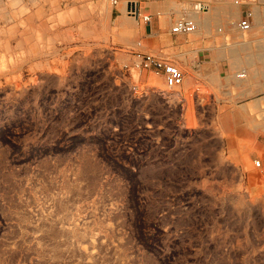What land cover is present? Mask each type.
<instances>
[{"label":"rangeland","instance_id":"rangeland-1","mask_svg":"<svg viewBox=\"0 0 264 264\" xmlns=\"http://www.w3.org/2000/svg\"><path fill=\"white\" fill-rule=\"evenodd\" d=\"M143 1L170 24L206 3L191 37L236 20L231 0H0V264H264V0L224 43L250 71L174 88L117 63Z\"/></svg>","mask_w":264,"mask_h":264},{"label":"crops","instance_id":"crops-1","mask_svg":"<svg viewBox=\"0 0 264 264\" xmlns=\"http://www.w3.org/2000/svg\"><path fill=\"white\" fill-rule=\"evenodd\" d=\"M123 5L125 4L123 3ZM163 5H162V10L160 11L159 13L160 15L158 18L154 16L156 13V9L153 4L143 1V2H140L138 5H136L138 28L136 32H133V34L139 37V40L136 41V42H139V45L135 46L130 52V54L120 53L116 55V60L118 64H120L121 62H126L125 64H123L122 67H126L127 65H130V64L132 65V62L134 60V55H133L134 51L150 53L161 59L169 60L172 63L174 62V64H176L180 68L181 72L183 73V79H182L181 84L177 86L179 87L184 83V79L186 75L189 73L187 69L196 72V75H197V78L195 79L196 82L200 81L202 77H205L210 82H215V81H218L222 75L219 69L215 71L214 66L219 64L220 61H226L229 67L228 68L229 71H228V74L224 76V78L227 81L226 78L232 72L231 65H233L232 61L235 59V56L238 58L240 57L241 60L243 59L242 61L244 62L248 58H251V55L247 53L245 54L244 57H241L240 55L238 56V48L243 47V46H240V45L233 46L232 45V43L236 40V38L233 37L235 34L238 35V34L244 33L246 38L250 39V34L248 33V31L240 32L234 25L228 24L225 31L222 30V27H220L221 32L220 31L216 32V30H213L212 28V33L215 36L196 35V36L191 37L190 33L189 34H172L170 33V25H171L170 23L172 21V16H173L172 11L169 10L168 6H166L165 4ZM259 5L260 3L254 7L255 12H256V8L258 9L260 8ZM236 7L239 10V16L241 12L246 8V6H236ZM180 12H181V8H179L178 12L176 11L175 8L173 9L175 18L179 15ZM145 15H148L150 17L148 21H145L143 19V16ZM205 15L206 14H204V16ZM140 16L142 17V19H140ZM161 16H163V18H161ZM205 18L207 17L205 16ZM124 20H122L121 22H123ZM121 22H119L118 28L120 32H124L123 28H121L120 26ZM254 24H255V17H254L252 26ZM204 27L203 28L200 27V29L207 30L209 28L208 26L207 27L204 26ZM200 29L197 28L196 32H198ZM254 30H251L250 32L254 33L255 32ZM262 33L264 34V28L262 29ZM229 37L235 40H232L230 42V45H225L224 43L226 42L229 43V40H228ZM260 41L261 39L252 41L248 46H246V48L250 47L252 43L254 42L257 43ZM233 55L235 56L229 62L226 56H233ZM244 68H247V67H244ZM233 69L238 70L234 66H233ZM247 69L250 71L249 67ZM256 70L259 73V70L257 68ZM150 72L152 71L141 70V71H138V75L140 76V78H142L145 75H147V73L149 74ZM215 76H217L218 79H215ZM133 80H134V76H133ZM229 124L230 123H226L223 126L229 129V126H230ZM258 124L259 123H244V124L240 123V127H244V128L253 127L254 129L256 128L255 130H257L259 127ZM249 138L252 144L257 145L256 146L257 148L258 147L264 148V144H261L260 142L257 141L259 136H255L254 132L251 135H249Z\"/></svg>","mask_w":264,"mask_h":264},{"label":"built area","instance_id":"built-area-1","mask_svg":"<svg viewBox=\"0 0 264 264\" xmlns=\"http://www.w3.org/2000/svg\"><path fill=\"white\" fill-rule=\"evenodd\" d=\"M235 6H246L241 12L240 16L234 21H230L229 24L234 25L240 32H247L251 29L253 20L255 17L254 7L260 3V0H231ZM194 11L203 12L207 10L208 5L203 1L194 2L192 5ZM145 21H148L150 17L148 15L143 16ZM196 20L189 15L183 14L176 18L170 26V33L172 34H189L196 30ZM139 42H136V46ZM134 60L132 67L135 70H150L153 73L162 77L163 82L167 88H174L181 84L183 79V73L180 68L169 60L161 59L150 53L141 51H134ZM132 89L135 91L136 86L132 85ZM136 92V91H135ZM255 166L260 165V161H254Z\"/></svg>","mask_w":264,"mask_h":264},{"label":"bare ground","instance_id":"bare-ground-1","mask_svg":"<svg viewBox=\"0 0 264 264\" xmlns=\"http://www.w3.org/2000/svg\"><path fill=\"white\" fill-rule=\"evenodd\" d=\"M124 4H126V2H124ZM194 4V3H193ZM193 4H191V5H189L188 7H186V9H182L183 10V12L181 13V15L180 16H182L183 14H185V15H189V16H192L195 20H196V23H197V27L199 26V27H204V26H206L207 27V25H208V21H210V20H208L207 21V19L208 18H204L203 16L201 17V14H202V12H198V11H194L193 10V8H192V5ZM124 5L122 4V8H123V10L124 9H126L125 8V6L123 7ZM183 5H182V3H181V6H179V4H176L174 7H173V9L175 8L176 9V11L178 12L179 11V8H181ZM136 8V7H135ZM209 8V7H208ZM207 8V10H205V11H207V12H209L210 11V9H208ZM129 9H131V8H129ZM234 11H233V15H234V17L237 19L238 18V16H239V10L237 9V7L235 8V9H233ZM205 11H203V12H205ZM130 13V12H129ZM133 13V12H132ZM131 13V14H132ZM179 16V17H180ZM257 21H258V19H257ZM210 26V25H209ZM205 28V27H204ZM252 29V28H251ZM250 29V30H251ZM196 30H197V28H196ZM196 30L194 31V32H192V33H190V35H192V34H194L195 32H196ZM249 30V31H250ZM221 32V30L219 29L218 30V32ZM248 31V32H249ZM255 31V30H254ZM239 43V42H238ZM242 44V43H241ZM240 58V57H239ZM238 57H236L235 56V59L233 60V65L236 67V68H244V67H249V69H251V68H253V64H254V61L252 60V58H248L245 62L244 61H242L241 60V58L239 59ZM247 69V68H246ZM254 72V71H253ZM252 73V72H251Z\"/></svg>","mask_w":264,"mask_h":264}]
</instances>
